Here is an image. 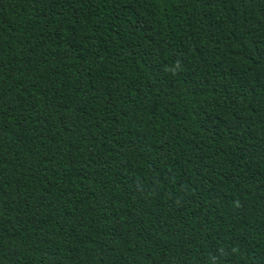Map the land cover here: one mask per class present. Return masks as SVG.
Returning <instances> with one entry per match:
<instances>
[{"label":"trees","instance_id":"16d2710c","mask_svg":"<svg viewBox=\"0 0 264 264\" xmlns=\"http://www.w3.org/2000/svg\"><path fill=\"white\" fill-rule=\"evenodd\" d=\"M0 264H264V0H0Z\"/></svg>","mask_w":264,"mask_h":264}]
</instances>
